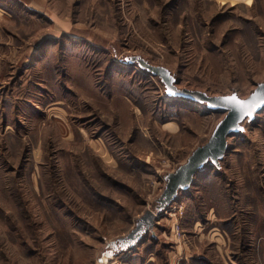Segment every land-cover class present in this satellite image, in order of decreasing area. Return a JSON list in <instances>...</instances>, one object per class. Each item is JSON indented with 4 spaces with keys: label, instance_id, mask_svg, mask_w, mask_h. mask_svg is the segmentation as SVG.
Masks as SVG:
<instances>
[{
    "label": "rangeland",
    "instance_id": "rangeland-1",
    "mask_svg": "<svg viewBox=\"0 0 264 264\" xmlns=\"http://www.w3.org/2000/svg\"><path fill=\"white\" fill-rule=\"evenodd\" d=\"M141 62L246 98L264 0H0V264H264V109L158 210L225 112Z\"/></svg>",
    "mask_w": 264,
    "mask_h": 264
},
{
    "label": "water",
    "instance_id": "water-1",
    "mask_svg": "<svg viewBox=\"0 0 264 264\" xmlns=\"http://www.w3.org/2000/svg\"><path fill=\"white\" fill-rule=\"evenodd\" d=\"M141 64L163 80L169 96L185 97L199 104H205L210 110L225 112L224 117L216 124L208 141L194 149L184 164L165 176V188L157 200L160 203L157 209L160 210L173 202L179 192L186 191L191 186L196 172L206 164L211 163L219 166L228 149V137L242 132V123L254 120L255 115L264 109V81L258 83L246 98H240L235 93L209 96L200 91L176 89L171 85L172 78L165 68L150 66L144 62ZM230 97H235L236 100L229 102L227 98Z\"/></svg>",
    "mask_w": 264,
    "mask_h": 264
},
{
    "label": "snow or ice",
    "instance_id": "snow-or-ice-1",
    "mask_svg": "<svg viewBox=\"0 0 264 264\" xmlns=\"http://www.w3.org/2000/svg\"><path fill=\"white\" fill-rule=\"evenodd\" d=\"M229 102H232V101H235L236 98L235 97H230V98H227Z\"/></svg>",
    "mask_w": 264,
    "mask_h": 264
}]
</instances>
